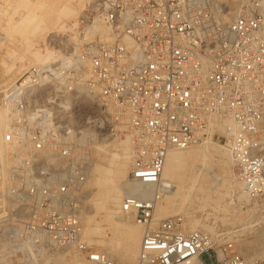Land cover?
<instances>
[{"label":"built area","instance_id":"2783aa9c","mask_svg":"<svg viewBox=\"0 0 264 264\" xmlns=\"http://www.w3.org/2000/svg\"><path fill=\"white\" fill-rule=\"evenodd\" d=\"M98 7L95 20L112 42L79 48L68 63L30 68L0 89L9 163L0 208L32 209L23 235L34 246L66 251L74 264H119L84 239L92 163L83 133L56 114L72 92L64 83H76L113 109L94 116L92 128L102 139L127 137V185L149 193L128 191L120 206L144 229L135 264H247L214 235L187 230L181 217L157 221L155 210L171 190L162 179L168 155L207 141L228 152L249 200L264 196V0H239L228 23L220 21L223 9L200 0H102ZM71 74L76 82L64 81Z\"/></svg>","mask_w":264,"mask_h":264},{"label":"rangeland","instance_id":"374dc122","mask_svg":"<svg viewBox=\"0 0 264 264\" xmlns=\"http://www.w3.org/2000/svg\"><path fill=\"white\" fill-rule=\"evenodd\" d=\"M22 1L23 0H0V89L10 87L30 68L43 67L42 65L29 66V63L19 61L21 58L31 59V54L26 51L29 46H33L36 50H41L40 52L42 55L50 51L60 54L63 58L75 53L79 48L88 46L86 43L81 44L80 41L83 40L85 36L84 31L88 23L95 21V17L99 10L98 6L102 2V0H93L82 10L77 32V30H56L55 27H53L60 7L57 0H41L48 3V8L43 12H39L38 18H35L33 21L29 20L30 23L27 22V25L25 24L22 26L23 28L20 27L19 29V26L16 25L21 23H18L19 20L22 21V18L27 17L31 9V6L29 9L27 8V12V9L22 5ZM28 1L34 4L38 0ZM200 2V4L206 5L205 0H200ZM213 2L215 6L223 9L224 13L231 12L234 15L239 0H213ZM99 24L101 25L100 22ZM103 27L105 26L103 25ZM98 42H100L98 38H95L94 43ZM59 63H61V61ZM65 78L64 81L71 82L74 76L73 74H71V76L66 75ZM79 78H81L82 84L85 80L84 76H80ZM64 87L66 89H71L72 92L66 96L65 113L57 109L59 111H57L56 114L61 117L70 128L76 131L80 130V132L83 133L81 141L85 142L86 145V158L92 163L91 175L87 182L89 183V187H86L88 193L85 196L84 213L90 210L92 214H94L93 216L96 215L94 218L98 224H92V228H98L100 231L104 229L101 232L99 231L104 237L95 236L92 239L94 242L89 246L101 250L115 262L124 264L120 261L119 256L111 253L109 249L107 250V248L116 246L117 242H119L117 248L121 252L122 248L125 246L124 240L117 236L116 239L115 235L110 234V227L103 219L105 216L104 210L98 209L93 211L89 208V205H91L89 202L93 199H97L98 193L97 189L91 185L93 181V166L100 164L96 156L99 155L101 159L102 157L104 159H109L112 154L116 153L119 142L123 141L124 138L110 136L107 139H102L96 137L97 132L92 128L91 120L94 116L112 115V108L111 111H108V107L102 106L93 98L86 96L84 91H82L80 86L76 83H73V85L69 87L68 83H64ZM208 143L210 153L208 163L211 162L209 163V171L218 175V177L223 180H231L233 184L236 183V180L233 178L235 175L232 167L233 165L228 164L224 157L220 155V151H223L225 148L216 142L209 141ZM98 147H100V149H98ZM210 148L214 149L211 150ZM183 172L185 173L184 183L190 187L191 173L187 169H184ZM206 180L210 182L209 177L206 178ZM225 187L226 186L216 188V190L224 196H218L213 192L210 195V200L207 202V207L203 209L173 208L168 213L167 218H183L187 230H189L190 220L195 219L198 221L199 230L204 232L208 231L207 233L214 235L218 239V246L228 244L227 247L229 250L232 253L239 254L247 264H264V196L254 201L249 199L238 200V195L241 193L240 190L234 187L232 193ZM194 202L196 203V201ZM11 205L10 203H6L0 208V264H74L73 258L66 251L53 250L46 246H34L28 243L24 238L23 229L30 217L32 209L21 208L19 204ZM158 218L159 216L156 212L155 219L160 221ZM127 221L135 223L129 217H127ZM82 225L83 229L87 228L85 220H82ZM94 225L98 226L93 227ZM98 240L104 243L99 245L96 243ZM110 243H112V245ZM202 260L207 262V256H203Z\"/></svg>","mask_w":264,"mask_h":264},{"label":"bare ground","instance_id":"6f19581e","mask_svg":"<svg viewBox=\"0 0 264 264\" xmlns=\"http://www.w3.org/2000/svg\"><path fill=\"white\" fill-rule=\"evenodd\" d=\"M91 1L93 0H57V2L60 4V7L58 9V16L55 19V23L53 27H55L56 30H63V31L77 30L79 26V20L81 18L80 16L81 12L83 9L87 7L89 3H91ZM205 3L206 5L208 3L207 6H211L212 8H215V3L213 2V0H205ZM31 4L32 3L28 0L22 1L23 7L29 9V7L31 6L30 7L31 9L29 10L30 12L28 15L26 13L27 17L22 18L23 19L22 21L19 20L18 23L20 22L21 23L19 25H16L19 26V29L20 27L24 26L27 22H29V20L33 21L35 20V18H38L37 17L39 16L38 13L43 12L45 9L48 8L47 7L48 3L41 0H38L36 3L32 5ZM233 17H234L233 13L231 12L224 13L223 11V15L221 16L220 21L222 23H228L233 19ZM84 32H85V36L82 35L84 36V38L83 40L80 41L81 44L82 43H86L87 45L93 44L95 38H98V41L100 42L113 41L110 31L106 27H103L102 24L100 25L98 20L88 23L87 28ZM26 51L31 54V59L29 58L30 60H28L26 58H21L19 61L25 63L27 62L29 63V66L30 65L52 66L59 64V62L62 60L63 61L65 60L64 59L65 57L63 58L60 54H56L50 51H47L44 53L45 55H42L40 52L41 50L38 49L36 50L34 49L33 46L27 47ZM108 111H111V107H108ZM7 124H8L7 111L1 108L0 109V174L3 176L6 175L7 167L9 166V163L6 158L7 147L3 144V140H2V135L3 132H5L7 129ZM208 142L209 141H207L206 143H204L199 147H195L181 152H172L168 155L162 174V179L170 185L171 190L156 207L155 213L156 212L158 213L159 220L167 219L168 213L173 208L203 209L207 207V202L210 200V195L213 192H215L218 196H222L223 194L217 191L216 188H220L224 186H226L227 188L226 187L225 188L230 192L233 191L234 187H237L241 192L240 195H238L237 199L248 200V198L242 191L241 184L235 179V175L233 178L234 180H236V183L233 184L231 180L230 181L223 180L222 178H219L218 175L209 171L210 169L209 163L211 162L208 163V159H209L208 157L210 155ZM98 149H100V147H98ZM220 155L224 157L225 161L228 164L233 165L231 158L225 149L223 151H220ZM96 158L98 161H100V164H96L93 166V172H92L93 181L91 182V185H93L95 189H97L98 193H97V199H93L89 202L91 204L89 205V208L92 209L93 211L98 209L104 210L105 216L103 219L110 227L109 228L111 231L110 234L115 235V237L117 236L119 238H122V240H124L125 246L122 248L121 252L117 248V244H119V242H117L116 246H110L109 248H107V250L109 249L111 253H114L115 255L119 256L120 261L122 263L135 264L138 258L139 246L143 236V229L140 225L136 223L128 222L127 217L120 212V206L123 198L125 197L128 191L139 192L142 195H148L149 194L148 190L141 187H136L133 189V188H129L127 185V177L131 167L130 148L127 137H124V140L119 142L116 148V153L112 154L109 159H104L103 157L101 159L99 155H97ZM184 169L185 170L187 169L191 173L190 187L184 183V179H185V173L183 172ZM208 177L210 179V182L206 180V178ZM86 187H89V183H87ZM194 201H196V203ZM93 215L94 214H92V212L88 210V212L83 213V217H82V220H85V222L87 223V228L84 229V239L88 245H91V243L94 242L92 239L95 236L102 238L104 237L103 234L99 233L100 230L98 228L91 227L92 224H98V222L94 218L96 215L95 216ZM96 226L94 225L93 227ZM102 230L104 229H101V231ZM198 230H199L198 221L195 219H191L189 222V231H198ZM96 243L100 245L103 244L104 242H99L98 240V242L96 241ZM110 244L112 245V243ZM185 264H195V263L189 262Z\"/></svg>","mask_w":264,"mask_h":264}]
</instances>
